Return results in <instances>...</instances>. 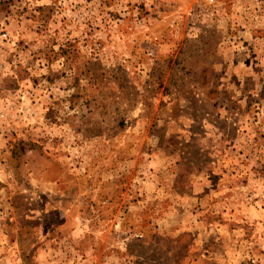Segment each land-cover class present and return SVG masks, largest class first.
<instances>
[{
    "label": "rangeland",
    "instance_id": "374dc122",
    "mask_svg": "<svg viewBox=\"0 0 264 264\" xmlns=\"http://www.w3.org/2000/svg\"><path fill=\"white\" fill-rule=\"evenodd\" d=\"M0 264H264V0H0Z\"/></svg>",
    "mask_w": 264,
    "mask_h": 264
},
{
    "label": "built area",
    "instance_id": "2783aa9c",
    "mask_svg": "<svg viewBox=\"0 0 264 264\" xmlns=\"http://www.w3.org/2000/svg\"><path fill=\"white\" fill-rule=\"evenodd\" d=\"M207 2H209V3H213V2H214V0H207Z\"/></svg>",
    "mask_w": 264,
    "mask_h": 264
}]
</instances>
